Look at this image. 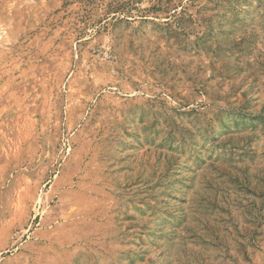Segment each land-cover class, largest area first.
Instances as JSON below:
<instances>
[{
    "label": "rangeland",
    "instance_id": "374dc122",
    "mask_svg": "<svg viewBox=\"0 0 264 264\" xmlns=\"http://www.w3.org/2000/svg\"><path fill=\"white\" fill-rule=\"evenodd\" d=\"M0 264H264V0H0Z\"/></svg>",
    "mask_w": 264,
    "mask_h": 264
},
{
    "label": "bare ground",
    "instance_id": "6f19581e",
    "mask_svg": "<svg viewBox=\"0 0 264 264\" xmlns=\"http://www.w3.org/2000/svg\"><path fill=\"white\" fill-rule=\"evenodd\" d=\"M129 220V219H128Z\"/></svg>",
    "mask_w": 264,
    "mask_h": 264
}]
</instances>
